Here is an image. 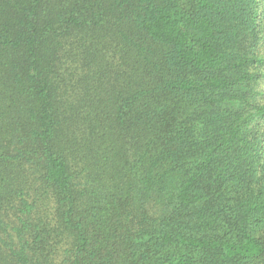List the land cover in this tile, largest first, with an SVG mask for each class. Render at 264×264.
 Instances as JSON below:
<instances>
[{"label":"trees","instance_id":"obj_1","mask_svg":"<svg viewBox=\"0 0 264 264\" xmlns=\"http://www.w3.org/2000/svg\"><path fill=\"white\" fill-rule=\"evenodd\" d=\"M0 264H264V0H0Z\"/></svg>","mask_w":264,"mask_h":264}]
</instances>
